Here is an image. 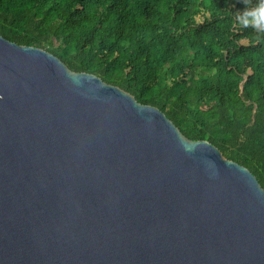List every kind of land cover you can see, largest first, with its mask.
<instances>
[{
    "label": "water",
    "instance_id": "obj_1",
    "mask_svg": "<svg viewBox=\"0 0 264 264\" xmlns=\"http://www.w3.org/2000/svg\"><path fill=\"white\" fill-rule=\"evenodd\" d=\"M0 264H264V190L156 107L0 36Z\"/></svg>",
    "mask_w": 264,
    "mask_h": 264
},
{
    "label": "trees",
    "instance_id": "obj_2",
    "mask_svg": "<svg viewBox=\"0 0 264 264\" xmlns=\"http://www.w3.org/2000/svg\"><path fill=\"white\" fill-rule=\"evenodd\" d=\"M261 0H0V36L156 107L264 190ZM256 25V26H254Z\"/></svg>",
    "mask_w": 264,
    "mask_h": 264
},
{
    "label": "clouds",
    "instance_id": "obj_3",
    "mask_svg": "<svg viewBox=\"0 0 264 264\" xmlns=\"http://www.w3.org/2000/svg\"><path fill=\"white\" fill-rule=\"evenodd\" d=\"M258 11L264 12V0H261L260 8L258 9Z\"/></svg>",
    "mask_w": 264,
    "mask_h": 264
}]
</instances>
